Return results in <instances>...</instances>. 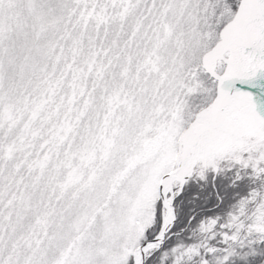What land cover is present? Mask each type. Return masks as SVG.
Masks as SVG:
<instances>
[{"label":"snow or ice","instance_id":"obj_1","mask_svg":"<svg viewBox=\"0 0 264 264\" xmlns=\"http://www.w3.org/2000/svg\"><path fill=\"white\" fill-rule=\"evenodd\" d=\"M0 264H264V0H0Z\"/></svg>","mask_w":264,"mask_h":264}]
</instances>
